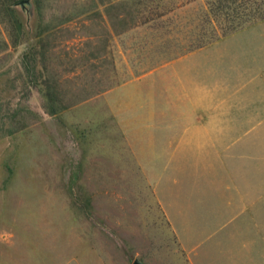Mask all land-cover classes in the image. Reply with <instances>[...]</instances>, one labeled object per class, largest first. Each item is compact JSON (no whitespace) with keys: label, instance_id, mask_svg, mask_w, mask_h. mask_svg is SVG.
<instances>
[{"label":"rangeland","instance_id":"374dc122","mask_svg":"<svg viewBox=\"0 0 264 264\" xmlns=\"http://www.w3.org/2000/svg\"><path fill=\"white\" fill-rule=\"evenodd\" d=\"M123 1L102 0L112 5L44 32L54 16L92 0H46L45 21L36 0H22L15 8L22 31L2 25L0 231L14 238L0 239V255L12 253L13 264H184L156 192L127 152L113 88L191 43L172 30L181 27L177 18L145 22L148 3ZM28 49L40 61L35 81L21 68ZM145 159L157 178L158 159ZM227 261L218 250L202 257V264Z\"/></svg>","mask_w":264,"mask_h":264},{"label":"crops","instance_id":"0c3cea01","mask_svg":"<svg viewBox=\"0 0 264 264\" xmlns=\"http://www.w3.org/2000/svg\"><path fill=\"white\" fill-rule=\"evenodd\" d=\"M113 115L184 264H264V19L115 86Z\"/></svg>","mask_w":264,"mask_h":264},{"label":"trees","instance_id":"16d2710c","mask_svg":"<svg viewBox=\"0 0 264 264\" xmlns=\"http://www.w3.org/2000/svg\"><path fill=\"white\" fill-rule=\"evenodd\" d=\"M21 1L0 0V52H3L8 45V41L2 37V25L9 24L12 30H16L18 33L22 31V24L15 10ZM45 1L36 0L41 21H45V11L49 7ZM144 1L146 2L144 3ZM123 2V0H113V7L123 6ZM138 3L135 1L133 5L148 3L146 8L149 9L147 11H150L151 17L147 18L145 22L164 17L170 19V16L177 18V23L181 27L176 26L172 30H177L178 39L189 38L191 43L189 48L181 54L203 47L222 36L264 19V0H139ZM110 5L112 4H104L102 0H92L88 6H78L77 3H74L73 10L70 12L67 10L62 16H54L50 20L53 23L47 25L43 31L46 32L54 27L70 23L91 11H99L101 6L108 7ZM191 6L194 7V10L190 11ZM181 11L184 12L182 15L179 13ZM135 12L136 14L133 13L132 18H138L141 13L139 9H135ZM110 23L112 24V21ZM94 58L96 59V57ZM39 63L36 53L32 49L26 50L21 60L24 76L29 77L32 81L37 80ZM108 87L112 86L108 85ZM1 119L3 118L1 117ZM7 119L10 121L8 117ZM12 133L11 129L6 132L7 135Z\"/></svg>","mask_w":264,"mask_h":264},{"label":"water","instance_id":"95a60500","mask_svg":"<svg viewBox=\"0 0 264 264\" xmlns=\"http://www.w3.org/2000/svg\"><path fill=\"white\" fill-rule=\"evenodd\" d=\"M132 264H145L143 261H141L140 259L136 258Z\"/></svg>","mask_w":264,"mask_h":264}]
</instances>
